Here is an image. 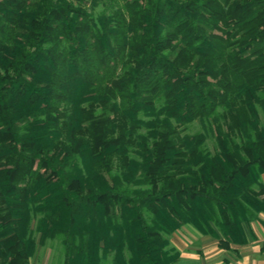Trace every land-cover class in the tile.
Returning <instances> with one entry per match:
<instances>
[{"label": "trees", "instance_id": "1", "mask_svg": "<svg viewBox=\"0 0 264 264\" xmlns=\"http://www.w3.org/2000/svg\"><path fill=\"white\" fill-rule=\"evenodd\" d=\"M263 215L264 0H0V264H179Z\"/></svg>", "mask_w": 264, "mask_h": 264}, {"label": "crops", "instance_id": "2", "mask_svg": "<svg viewBox=\"0 0 264 264\" xmlns=\"http://www.w3.org/2000/svg\"><path fill=\"white\" fill-rule=\"evenodd\" d=\"M252 226L256 239L231 249L222 248L218 239L188 226L175 232L171 242L181 253L179 264H264V225L256 221Z\"/></svg>", "mask_w": 264, "mask_h": 264}, {"label": "rangeland", "instance_id": "3", "mask_svg": "<svg viewBox=\"0 0 264 264\" xmlns=\"http://www.w3.org/2000/svg\"><path fill=\"white\" fill-rule=\"evenodd\" d=\"M198 129H200V125L196 123L191 126L189 131H196ZM210 146L213 149L212 142H210ZM36 236L39 245L35 257L32 258L33 262L35 264H62L64 258V248L60 240H48L45 243H41L40 235L36 234Z\"/></svg>", "mask_w": 264, "mask_h": 264}]
</instances>
